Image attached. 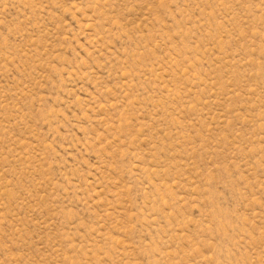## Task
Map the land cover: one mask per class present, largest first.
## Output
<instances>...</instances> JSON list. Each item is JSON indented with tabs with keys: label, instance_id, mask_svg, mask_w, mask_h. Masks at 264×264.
I'll return each instance as SVG.
<instances>
[{
	"label": "rangeland",
	"instance_id": "374dc122",
	"mask_svg": "<svg viewBox=\"0 0 264 264\" xmlns=\"http://www.w3.org/2000/svg\"><path fill=\"white\" fill-rule=\"evenodd\" d=\"M0 264H264V0H0Z\"/></svg>",
	"mask_w": 264,
	"mask_h": 264
}]
</instances>
